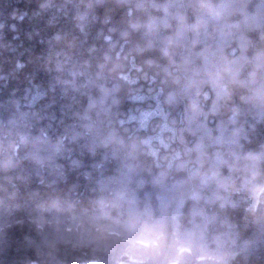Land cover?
<instances>
[{"label":"clouds","instance_id":"1","mask_svg":"<svg viewBox=\"0 0 264 264\" xmlns=\"http://www.w3.org/2000/svg\"><path fill=\"white\" fill-rule=\"evenodd\" d=\"M27 8L0 22V264H264V0Z\"/></svg>","mask_w":264,"mask_h":264},{"label":"trees","instance_id":"2","mask_svg":"<svg viewBox=\"0 0 264 264\" xmlns=\"http://www.w3.org/2000/svg\"><path fill=\"white\" fill-rule=\"evenodd\" d=\"M29 0H0V22L5 23L6 31H9V38H11V26L13 24L18 27H28L27 19L21 21L19 19H12V15L15 14L17 17L24 11H27V5ZM23 35L21 39H23Z\"/></svg>","mask_w":264,"mask_h":264}]
</instances>
